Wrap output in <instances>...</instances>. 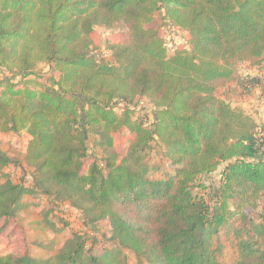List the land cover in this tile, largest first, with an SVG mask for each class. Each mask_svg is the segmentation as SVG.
<instances>
[{
    "label": "trees",
    "instance_id": "trees-1",
    "mask_svg": "<svg viewBox=\"0 0 264 264\" xmlns=\"http://www.w3.org/2000/svg\"><path fill=\"white\" fill-rule=\"evenodd\" d=\"M119 23L124 35L109 36L101 58L97 27ZM166 26L187 44L171 49ZM242 61L264 64V0H0V167L11 161L1 145L20 147L43 193L67 196L142 264H227L222 231L232 264H264V124L218 95ZM86 129L101 157L88 156ZM156 139L169 160L161 174L147 158ZM220 167L209 195L201 181ZM31 191L0 183V264H120L77 233L33 256L19 220Z\"/></svg>",
    "mask_w": 264,
    "mask_h": 264
},
{
    "label": "rangeland",
    "instance_id": "rangeland-1",
    "mask_svg": "<svg viewBox=\"0 0 264 264\" xmlns=\"http://www.w3.org/2000/svg\"><path fill=\"white\" fill-rule=\"evenodd\" d=\"M162 22L161 16L155 17V25ZM97 30L95 39L98 48L94 52L107 60L109 57L104 42L109 36L114 35L113 33H115L112 37L114 40L121 38L126 27L123 23H119L114 29L98 26ZM164 31L168 46L171 49L187 44L188 34L186 32L173 26H166ZM38 70L44 74H54L52 68L44 63L38 64ZM7 75L8 71L0 67V78ZM248 78H259L261 82L256 85L246 84ZM218 95L227 100L233 107L245 110L259 124H264V64L253 65L248 61L239 62L234 80L222 87L218 91ZM138 108L140 114H145L148 121L152 122L154 107L142 100L139 102ZM121 109V107L117 108L118 111ZM86 135L88 138V156L101 157L102 151L95 143L94 134L86 129ZM1 148L11 161L4 167H0V183L9 178L13 182L32 190L24 196L27 207L21 213L19 220L27 234L30 253L33 256L48 257L57 253L65 242L77 233L84 238L86 250H90L96 255H116L119 253L120 264H142L145 261V258L138 255L132 248L120 247L119 242L114 239L105 224L91 223L86 212L82 208L75 207L72 200L67 196L58 195L53 190L49 194L43 193L42 188L35 184V179L42 176L28 163L24 150L14 143H4ZM147 155L149 164L155 173L161 174L163 170L169 167V160L165 157L162 146L157 139L150 143L147 148ZM261 157L264 158V153ZM222 168L220 167L201 181L205 186L202 191L210 195L218 188ZM255 217H258V213ZM220 237L224 244L221 259L227 264H232L237 258L233 246V237H227L224 231ZM22 245L16 239H12L8 247L22 248Z\"/></svg>",
    "mask_w": 264,
    "mask_h": 264
}]
</instances>
